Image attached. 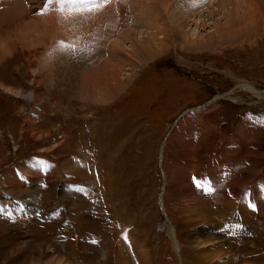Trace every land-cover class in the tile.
I'll use <instances>...</instances> for the list:
<instances>
[{
    "label": "rangeland",
    "instance_id": "1",
    "mask_svg": "<svg viewBox=\"0 0 264 264\" xmlns=\"http://www.w3.org/2000/svg\"><path fill=\"white\" fill-rule=\"evenodd\" d=\"M15 3L0 4V264H211L232 210L263 246L240 264L264 261V28L238 31L264 0ZM149 11L171 29L153 57L134 49Z\"/></svg>",
    "mask_w": 264,
    "mask_h": 264
},
{
    "label": "bare ground",
    "instance_id": "2",
    "mask_svg": "<svg viewBox=\"0 0 264 264\" xmlns=\"http://www.w3.org/2000/svg\"><path fill=\"white\" fill-rule=\"evenodd\" d=\"M3 1V0H2ZM17 0H13V1H10V0H5L4 1V3H0L1 4V7L4 9L3 10V13H1V15H3L4 14V12H5V14L7 15V14H9V11H11V12H15L16 10H15V5H16V2ZM19 1V0H18ZM21 1V0H20ZM250 1V0H249ZM252 1V0H251ZM251 5H256V3H254V2H251ZM9 10V11H8ZM2 12V11H1ZM22 13V12H21ZM149 16L151 15H157V16H155L154 18H153V20L152 19H149V21H148V24H150V28H157V30L155 31V32H153L152 30H151V32H146L143 36H141L139 39H137L136 41H134V43L136 42V44L137 45H135V52L136 53H143V54H147V55H157L158 53H160V51L159 50H157L156 49V47H155V45H153L154 44V42H156L157 41V43L159 44V46L160 47H162V45L163 44H165V43H162L164 40H162V39H160L159 37H160V35H162V34H167L168 32H169V30H171V29H169L170 28V25H167V24H161L159 27L157 26V25H155L154 26V24H157L156 23V21L157 20H159V18H160V16H159V14L158 13H154L153 11H149ZM255 13H256V10H255ZM4 14V15H5ZM14 14V13H13ZM142 14H145V13H142ZM247 15V14H246ZM162 16V15H161ZM120 17V16H119ZM139 17H140V14H139ZM138 17V18H139ZM202 17V16H201ZM142 18V17H141ZM147 18V17H146ZM235 18V17H234ZM230 19V18H229ZM191 20H193V19H191ZM262 20V19H261ZM261 20H260V17L257 15V14H252L251 15V17L248 15V16H245V19L243 20V22H242V26L241 27H237L238 28V31L240 32V34H243L244 35V32H246V34H245V36L246 35H248L249 33H250V31H244L243 32V29H245L246 27L245 26H247V25H250L251 27H257V29H263L264 28V23L263 22H261ZM140 21H141V19H140ZM166 21V20H165ZM203 21V20H202ZM234 21V20H233ZM20 22V21H19ZM145 22V21H144ZM143 22V23H144ZM159 22V21H158ZM169 22V20L167 21V23ZM197 22V21H196ZM199 22V21H198ZM197 22V23H198ZM142 23V24H143ZM234 23V22H233ZM145 24V23H144ZM203 24H204V21H203ZM207 24V23H206ZM262 24V25H261ZM20 25V24H19ZM197 25V24H196ZM198 26V25H197ZM172 27V26H171ZM175 27V26H174ZM177 27V26H176ZM176 27H175V29H176ZM188 27V26H187ZM178 28H180V27H178ZM197 28V27H196ZM49 29V28H48ZM55 30V29H54ZM200 31V30H199ZM220 31L221 30H216V34H220ZM237 31V30H236ZM171 32V31H170ZM196 32V31H195ZM224 32H225V34L228 36V37H230V38H232L234 35L233 34H235L236 32L234 31V29L230 26V27H228V28H225V30H224ZM56 34V33H55ZM192 34V33H191ZM190 34V35H191ZM194 34V33H193ZM251 34V33H250ZM166 36V35H165ZM185 36V35H184ZM165 38V37H164ZM213 38H214V36H212V35H210V38L207 40V42H204V43H206L207 45L208 44H210V43H212V40H213ZM220 38V37H219ZM246 38H247V36H246ZM200 39V38H199ZM145 41H147L148 42V44H147V46H145L146 44H145ZM195 41V40H194ZM139 42H141V43H139ZM165 42V41H164ZM141 44V45H140ZM192 44H193V42H192ZM133 47V46H132ZM0 54L1 55H3V52H0ZM153 57V56H152ZM115 70V69H114ZM117 70V69H116ZM112 71L111 73V76H112V79L113 78H115L117 75H118V73H117V71ZM115 80V79H114ZM118 82V81H117ZM119 84V83H118ZM97 85V84H96ZM105 85H107V88L108 89H110V87L112 86L111 84H110V82L109 81H107L106 82V84ZM117 85V84H116ZM100 86H101V84H100ZM119 86V85H118ZM103 87V86H102ZM116 87V86H115ZM101 88V87H100ZM253 88V87H252ZM113 89V88H112ZM194 147H197L196 145L194 146ZM217 174V173H216ZM186 185H184L183 186V188H182V190L183 191H186L187 189L189 190V189H192L193 187V185H191L192 183H185ZM174 185V184H173ZM191 194V193H190ZM162 199H163V197H162ZM245 202V201H244ZM247 203H249L248 201H247ZM229 204V203H228ZM245 205H244V207L245 208H249V206L246 204V203H244ZM232 205H233V202H232ZM227 206V205H226ZM204 210V209H203ZM202 210V211H203ZM234 211L235 210H232V213H230V214H222L223 216H220V220H222L221 221V224H218V222L219 221H216V223H212L211 224V226H214V228L215 229H217V230H219V232H220V229L221 230H227V232H229V235H231V236H235V238L233 239V245L232 246H230L229 244H227V243H224V239H221V240H216L215 239V241H212L211 242V246H212V244H213V246L212 247H210V248H207V249H204V251H203V253H201V255H205V257H208L207 259L209 260V261H211V264H240V262H241V258L244 256V255H249V254H253V253H255V252H258V250L259 249H261V247H263L262 246V244L259 242V241H257V242H255L256 241V239L254 240V243H253V241H251V240H253V239H249L250 237H252V234H253V231H254V228L253 229H250L251 231H248V230H242V231H240L239 229H238V227H237V223H236V221H233V218L235 219L237 216L234 214ZM246 211V210H245ZM244 211V213L242 212L241 214L239 213V218H240V220H242V222H244V223H246L245 222V219H246V221H248V224H250V214H249V212H245ZM201 212V211H200ZM204 212V211H203ZM228 212V211H227ZM204 213H206V212H204ZM220 213V212H219ZM225 213V212H224ZM201 214H203V213H201ZM201 214H198V219H200V218H204V220H203V222L204 223H206V224H204L205 226H207L208 227V225H210V223H209V221H212L210 218V216H204V215H201ZM254 217V216H253ZM171 222V221H170ZM199 222V221H198ZM172 224V223H171ZM171 224H170V226H171ZM252 225V224H251ZM170 226H168V228H169V232H170V236H172L171 238L173 239V241H174V244H175V247L177 248V247H179V244L177 243V238H176V236H175V233H177V232H175V230H171V229H173V226L170 228ZM254 226V225H253ZM213 228V229H214ZM260 228V227H259ZM256 231H258V230H256ZM216 232V231H215ZM218 232V233H219ZM222 233V232H221ZM224 233V232H223ZM244 233H246V234H244ZM216 234V233H215ZM220 235H222V234H220ZM249 235H250V237H249ZM254 236H257V237H260V234L258 233V232H255L254 231ZM249 237V238H248ZM44 239V238H43ZM41 240V239H40ZM203 240V239H202ZM258 240V239H257ZM210 241V240H209ZM197 245H196V244ZM203 243V242H202ZM205 244V243H204ZM42 245V244H41ZM185 245L186 246H190V249H193V251L195 252V253H197L196 251H198V249L200 248L201 250H202V248H204V247H206L207 245H202L201 244V242L200 241H198V240H189V241H187V242H185ZM201 245V246H200ZM39 246V245H38ZM36 247H37V245H36ZM141 248V247H140ZM33 248H31V250H32ZM35 249V248H34ZM33 251V250H32ZM230 251H233V254L230 256V258H228V259H225V260H223V257L226 255V252H230ZM141 254V253H140ZM148 253H145L144 254V258H145V261L143 262V264H148V262H146V261H149V257H148V255H147ZM262 254V253H261ZM180 255H182V253L180 254ZM142 256V255H141ZM254 256V255H253ZM201 257H203V256H201ZM200 257V258H201ZM257 257H260V255L258 254V256ZM141 258V257H140ZM251 258V257H250ZM36 259V258H35ZM205 260V261H208V260ZM252 260H254L255 261V263L256 264H263V262L264 261H261L260 259H258V258H251ZM32 260V259H31ZM210 263V262H209ZM196 264V263H195Z\"/></svg>",
    "mask_w": 264,
    "mask_h": 264
},
{
    "label": "snow or ice",
    "instance_id": "3",
    "mask_svg": "<svg viewBox=\"0 0 264 264\" xmlns=\"http://www.w3.org/2000/svg\"><path fill=\"white\" fill-rule=\"evenodd\" d=\"M52 2H53V0H48V3H52ZM63 2L81 3V4H84V3L91 2V0H63Z\"/></svg>",
    "mask_w": 264,
    "mask_h": 264
}]
</instances>
